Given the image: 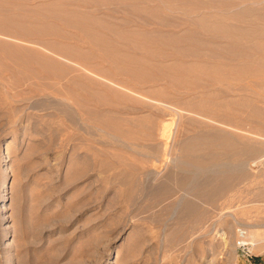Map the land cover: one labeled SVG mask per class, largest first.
<instances>
[{
  "label": "rangeland",
  "instance_id": "obj_1",
  "mask_svg": "<svg viewBox=\"0 0 264 264\" xmlns=\"http://www.w3.org/2000/svg\"><path fill=\"white\" fill-rule=\"evenodd\" d=\"M0 264H264V0H0Z\"/></svg>",
  "mask_w": 264,
  "mask_h": 264
},
{
  "label": "crops",
  "instance_id": "obj_2",
  "mask_svg": "<svg viewBox=\"0 0 264 264\" xmlns=\"http://www.w3.org/2000/svg\"><path fill=\"white\" fill-rule=\"evenodd\" d=\"M190 50L194 52L204 50L209 58L218 59V47H190Z\"/></svg>",
  "mask_w": 264,
  "mask_h": 264
},
{
  "label": "bare ground",
  "instance_id": "obj_3",
  "mask_svg": "<svg viewBox=\"0 0 264 264\" xmlns=\"http://www.w3.org/2000/svg\"><path fill=\"white\" fill-rule=\"evenodd\" d=\"M239 233H240V234H242V235H244V234H245V231H244V230H243V231H242V230H240V231H239ZM245 237H246V235H244V238H245ZM244 242L246 243V241H245V240H244Z\"/></svg>",
  "mask_w": 264,
  "mask_h": 264
},
{
  "label": "built area",
  "instance_id": "obj_4",
  "mask_svg": "<svg viewBox=\"0 0 264 264\" xmlns=\"http://www.w3.org/2000/svg\"><path fill=\"white\" fill-rule=\"evenodd\" d=\"M241 239H243L244 235L240 234ZM242 242V241H241ZM242 246H244V244H242Z\"/></svg>",
  "mask_w": 264,
  "mask_h": 264
}]
</instances>
